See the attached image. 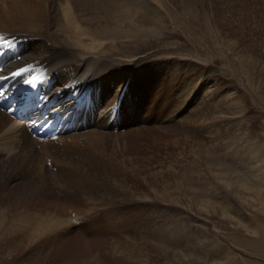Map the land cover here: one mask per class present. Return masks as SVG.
Here are the masks:
<instances>
[{
	"label": "rangeland",
	"instance_id": "rangeland-1",
	"mask_svg": "<svg viewBox=\"0 0 264 264\" xmlns=\"http://www.w3.org/2000/svg\"><path fill=\"white\" fill-rule=\"evenodd\" d=\"M124 1L110 0L115 6L104 22L95 14L91 31L78 33L81 55L122 59L123 66L144 57L147 73L161 80L154 118L111 127L116 136L133 133L125 150L90 140L103 149L95 160L114 172L110 183L126 191L115 199L122 206L65 196L66 205L90 207L77 209L81 214L63 209L70 234L43 249L0 248V264H264L251 245L264 241V0ZM19 69L29 71L21 65L11 72ZM90 76L97 80L96 72ZM164 86L169 113L160 99ZM33 211L49 209L27 204L12 214Z\"/></svg>",
	"mask_w": 264,
	"mask_h": 264
},
{
	"label": "bare ground",
	"instance_id": "bare-ground-1",
	"mask_svg": "<svg viewBox=\"0 0 264 264\" xmlns=\"http://www.w3.org/2000/svg\"><path fill=\"white\" fill-rule=\"evenodd\" d=\"M109 3L113 2L110 0H0V36L10 40L12 47L14 44H23L18 55L14 49L7 65L0 66V77H6L0 79V85L3 86V89H0V103L6 102L3 98L10 80L14 78L10 72L15 66L25 65L29 68L26 76L44 79L48 86L47 90L58 101V106L52 110V114L60 115L55 119L60 120L62 128L57 139L41 140L33 136L31 126L26 121L28 114L22 116L20 109L16 112L14 101L4 106L0 104L1 250L9 247L8 249L12 251H25L32 245H43V249L67 235L72 229L69 227L71 217L63 218L60 215L63 209L77 211L90 207L85 204L66 205L65 196L67 198H72L73 195L82 196L93 202L92 205L95 207L104 203L122 206L119 203L121 199L118 201L115 199L125 197L126 191L116 189L110 183L114 172H106V163L100 159L95 160L94 156L102 153L103 149L98 150L90 140L101 143L103 148L110 141L114 147L125 150L127 139L133 133L126 131L116 136L111 127L122 124L127 127L138 126L142 124L143 118L147 116L154 118L160 103L157 89L160 88L161 80H156L157 75L155 77L154 74L147 73L149 70L144 68L147 59L144 57L130 60L132 61L130 65L123 66L126 62L122 59L105 60L93 54L78 53L82 46L78 33L86 34L91 31L93 23L98 19L95 14L102 13L100 21L104 22L109 15H107L108 9L115 6V4L110 6ZM109 23L108 21V26ZM62 28H66L70 34H76L79 43L73 40L75 36L72 39V36L69 38L63 34ZM2 43L0 41V45ZM5 49L0 47V52ZM212 70L216 72L217 68L213 66ZM92 71L97 73V76H93L97 78L95 81H92L90 76L94 73ZM136 72L139 73L138 80L134 79ZM148 76L150 82L143 85V79ZM173 77L169 74L165 84H172ZM152 79L154 84L151 82ZM81 86L84 88L80 89V97L78 95V99L66 103L64 101L66 97L75 98L74 93ZM48 91H45L47 96H49ZM91 91L89 111L86 112V100L82 99L81 95L89 94ZM170 91L167 90V86L160 91V99L164 102L167 113L173 110ZM42 95L44 96V93ZM121 98L122 104L118 109V116L112 118L116 102ZM30 115L31 118L35 117L34 114ZM71 120L76 122L74 128L68 130ZM67 172L72 175H63ZM21 196H26L24 204L19 203ZM27 204L44 207L49 209V212L42 214L40 211L39 213L33 211L32 214L19 216L12 214L14 208L25 209ZM72 206L74 208H71ZM251 245L257 247L258 253L264 257V241L255 240Z\"/></svg>",
	"mask_w": 264,
	"mask_h": 264
},
{
	"label": "snow or ice",
	"instance_id": "snow-or-ice-1",
	"mask_svg": "<svg viewBox=\"0 0 264 264\" xmlns=\"http://www.w3.org/2000/svg\"><path fill=\"white\" fill-rule=\"evenodd\" d=\"M0 41H2V45H0V47H11L12 46V42L10 40H7L5 38H3L2 36H0ZM3 52H0V55H2ZM27 71V69H21L19 72H14L12 73V76H20L23 72ZM0 79H6V77H0ZM26 83H31V81H25Z\"/></svg>",
	"mask_w": 264,
	"mask_h": 264
}]
</instances>
